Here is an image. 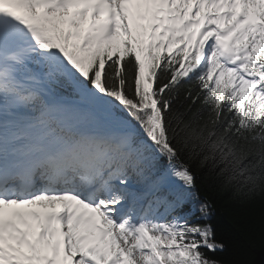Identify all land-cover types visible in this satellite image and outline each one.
Segmentation results:
<instances>
[{
  "label": "snow or ice",
  "instance_id": "1",
  "mask_svg": "<svg viewBox=\"0 0 264 264\" xmlns=\"http://www.w3.org/2000/svg\"><path fill=\"white\" fill-rule=\"evenodd\" d=\"M193 165L264 202V0H0V264H237Z\"/></svg>",
  "mask_w": 264,
  "mask_h": 264
},
{
  "label": "trees",
  "instance_id": "2",
  "mask_svg": "<svg viewBox=\"0 0 264 264\" xmlns=\"http://www.w3.org/2000/svg\"><path fill=\"white\" fill-rule=\"evenodd\" d=\"M195 199L185 210L200 201L211 203L207 221L215 231V238L225 243L223 251L209 253L210 257L236 261L237 264H264V202L259 199L240 202L233 188H223V181L209 173L207 168L197 169ZM199 213H194L198 216Z\"/></svg>",
  "mask_w": 264,
  "mask_h": 264
}]
</instances>
